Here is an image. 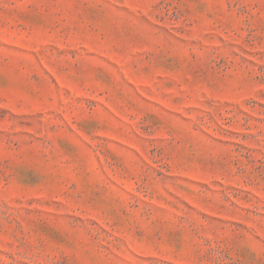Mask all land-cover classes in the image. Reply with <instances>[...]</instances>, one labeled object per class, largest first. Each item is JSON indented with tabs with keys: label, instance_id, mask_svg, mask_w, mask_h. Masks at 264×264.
<instances>
[{
	"label": "rangeland",
	"instance_id": "rangeland-1",
	"mask_svg": "<svg viewBox=\"0 0 264 264\" xmlns=\"http://www.w3.org/2000/svg\"><path fill=\"white\" fill-rule=\"evenodd\" d=\"M0 264H264V0H0Z\"/></svg>",
	"mask_w": 264,
	"mask_h": 264
}]
</instances>
